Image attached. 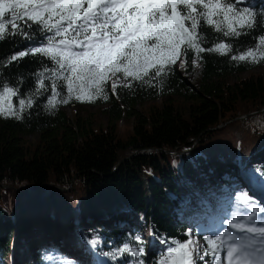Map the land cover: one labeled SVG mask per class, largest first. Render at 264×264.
Returning a JSON list of instances; mask_svg holds the SVG:
<instances>
[{
    "label": "trees",
    "instance_id": "trees-1",
    "mask_svg": "<svg viewBox=\"0 0 264 264\" xmlns=\"http://www.w3.org/2000/svg\"><path fill=\"white\" fill-rule=\"evenodd\" d=\"M252 6L260 13L264 0L239 5ZM237 30L241 35L225 37L202 21L204 52L185 48L166 74L146 77L147 83L129 77L113 93L109 81L102 96H73L54 108L46 107L50 77L47 90L37 92V74L52 62L39 54L10 61L30 42L11 34L0 40L6 65L0 78L19 90L13 104L20 111V98L33 101L20 119L0 115V264L20 256L23 264H159L173 241L191 239L203 248V237L227 230L234 215L256 208L254 218L264 220V197L257 203L254 193L242 194L255 180L245 173L248 163L264 177V58L232 59L255 48L264 18ZM221 42L232 51H207ZM66 98L65 88L57 99ZM83 105L105 106L99 111L108 124L66 112ZM31 135L33 144L26 140ZM200 218L211 228H202ZM48 234L45 241L66 242L69 251L31 252L33 237ZM125 244L145 252L121 253Z\"/></svg>",
    "mask_w": 264,
    "mask_h": 264
},
{
    "label": "snow or ice",
    "instance_id": "snow-or-ice-1",
    "mask_svg": "<svg viewBox=\"0 0 264 264\" xmlns=\"http://www.w3.org/2000/svg\"><path fill=\"white\" fill-rule=\"evenodd\" d=\"M242 3L244 0H0V40L11 34L30 42L26 51L12 55L10 61L39 54L52 62V67L45 66L37 74V92L47 90L45 80L50 77L46 107L54 108L73 96L80 101L102 96L109 81L115 93L121 82L118 74L125 81L131 77L147 83L146 77L166 74L185 48L204 52L198 31L202 21L223 31L225 37L241 35L238 28L251 29L258 15L264 18V11L239 7ZM207 51L223 55L232 49L221 42ZM249 58L253 62L264 58V35L255 48L232 56L239 61ZM180 66L184 67L183 62ZM65 88L68 98L57 99ZM18 95L17 88L0 78V115L20 119V111L32 106L31 99L20 98L18 111L12 102ZM259 211L253 208L252 215H234L227 223L235 231L205 235L203 248L191 239L173 241L159 264H199L208 256L212 259L205 264H264V220L254 218ZM136 241L141 242L140 237ZM120 252L139 258L145 249L125 244ZM134 264L143 262L136 259Z\"/></svg>",
    "mask_w": 264,
    "mask_h": 264
},
{
    "label": "rangeland",
    "instance_id": "rangeland-1",
    "mask_svg": "<svg viewBox=\"0 0 264 264\" xmlns=\"http://www.w3.org/2000/svg\"><path fill=\"white\" fill-rule=\"evenodd\" d=\"M257 72H259V70L258 69H255V70H252L251 72H249L248 74L257 73ZM248 74L247 73H244L242 75H237L236 77H232V79L246 77ZM110 82H112V81H110ZM121 83H125V80H121ZM104 107L105 106H100L99 107V106H93V105H83L82 107H72V106H69V107L66 108V112L68 114H70V113L73 112V110H79V114H80V116L82 118L86 119L89 116H91L92 118H95L96 119V121L94 119V121L96 122L95 125L105 126L106 124H108V118H107L106 115L102 114L99 111L100 109H103ZM120 125H121L120 132H121V134H124L125 132H123V131H124V129H125V127H126L127 124H126L125 121L120 120L119 126ZM225 126L226 125H223V126H220V127H217V128H223ZM35 139H36V136H34V135H31V136H29V137L26 138V140L28 142L32 143V144L35 142ZM245 173L254 176V179H262L261 182L263 183V186L262 185H259L257 181L251 182V184H250V186H248V188H246V186H244V191H243L242 194L243 195H247V194H250L251 195L252 193H254L255 195L254 194H252V195L256 196V198H257L256 199V202L257 203H259L260 201H263V197H264V194H263L264 193V177H262L259 174V172L254 168L253 164H251V163H248V165L245 167ZM253 184H254V186L256 185L255 188H253ZM259 190L262 191V194L261 193H258ZM220 192L221 193L227 192V188L221 190ZM215 211H218V210L215 208ZM219 211H222V213L224 215H226V213L222 209H220ZM200 221L203 223L202 228H205V229H210L211 228V222L205 223V222H203V218H200ZM219 232L216 231L214 234H212V236L213 235H216V234H219ZM48 237H52V235H49L48 234V235H45V236L42 235L41 237H33V245L35 247L38 246V248L40 250L44 251V252H51V253H53V252H56L55 251L56 248H58L60 251H66V252L69 251V249L67 247H65L66 246V242L63 244L64 246H62L59 242L58 243H53V242L45 241V240L49 239ZM26 247H27V244L24 245V249H26ZM31 252H33V251H31ZM35 253H36V251H35ZM20 257L15 258V260L12 261V264H23L19 260ZM29 264H31V262ZM37 264H40V262L37 261Z\"/></svg>",
    "mask_w": 264,
    "mask_h": 264
},
{
    "label": "bare ground",
    "instance_id": "bare-ground-1",
    "mask_svg": "<svg viewBox=\"0 0 264 264\" xmlns=\"http://www.w3.org/2000/svg\"><path fill=\"white\" fill-rule=\"evenodd\" d=\"M254 181H257L258 182V184L259 185H262L263 186V183L261 182L262 181V179H255ZM255 184V183H254ZM254 184H253V188H255L256 187V185L254 186ZM256 190V189H255ZM258 193H261L262 194V191H260L259 190V192ZM264 194V193H263ZM260 196V195H259Z\"/></svg>",
    "mask_w": 264,
    "mask_h": 264
}]
</instances>
